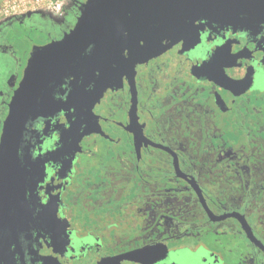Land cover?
Wrapping results in <instances>:
<instances>
[{
	"label": "flooded vegetation",
	"instance_id": "flooded-vegetation-1",
	"mask_svg": "<svg viewBox=\"0 0 264 264\" xmlns=\"http://www.w3.org/2000/svg\"><path fill=\"white\" fill-rule=\"evenodd\" d=\"M84 1L0 26V134L32 47ZM129 36L136 57L88 48L26 122L0 264H264V0L170 2Z\"/></svg>",
	"mask_w": 264,
	"mask_h": 264
},
{
	"label": "water",
	"instance_id": "water-1",
	"mask_svg": "<svg viewBox=\"0 0 264 264\" xmlns=\"http://www.w3.org/2000/svg\"><path fill=\"white\" fill-rule=\"evenodd\" d=\"M170 2L183 0H85L79 6L74 26L61 39L32 47L2 123L0 180L5 177L4 170L12 168L10 164L16 160L26 122L48 113L54 105L55 90L76 62L86 60L88 48L92 47L91 57L95 58L103 57L106 50L117 57L125 53L136 57L133 50L137 49V42L129 33L151 26L152 17L168 8Z\"/></svg>",
	"mask_w": 264,
	"mask_h": 264
},
{
	"label": "rangeland",
	"instance_id": "rangeland-1",
	"mask_svg": "<svg viewBox=\"0 0 264 264\" xmlns=\"http://www.w3.org/2000/svg\"><path fill=\"white\" fill-rule=\"evenodd\" d=\"M28 1L30 2L31 0H0V26H2L5 22H8L9 20H13L15 18H23L27 14L41 15L42 9L40 7H34V8L28 7L27 9L21 8L20 12L17 14L11 11L12 6L21 5L22 2H27L28 4ZM39 1H40V4H42L41 0ZM68 5L69 7H71V5H73V0H64V7H67ZM6 9L9 10L10 13L3 14V10H6ZM27 35L30 39V43H37L43 40L45 33L44 32L38 33L36 31H33V32H29ZM15 40L16 39L12 41H15ZM7 63H8V60L0 59V86L3 83V81L7 78V75L9 74V71H10L8 70Z\"/></svg>",
	"mask_w": 264,
	"mask_h": 264
},
{
	"label": "built area",
	"instance_id": "built-area-1",
	"mask_svg": "<svg viewBox=\"0 0 264 264\" xmlns=\"http://www.w3.org/2000/svg\"><path fill=\"white\" fill-rule=\"evenodd\" d=\"M31 0L30 2H22L21 5L12 6L11 11L13 13H19L20 9H27L28 7H40L41 14L48 17L53 21H58L62 15L64 9V0ZM10 13L9 10H3V14Z\"/></svg>",
	"mask_w": 264,
	"mask_h": 264
}]
</instances>
